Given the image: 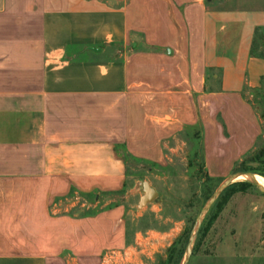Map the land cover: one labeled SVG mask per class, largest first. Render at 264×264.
<instances>
[{
	"label": "crops",
	"instance_id": "1",
	"mask_svg": "<svg viewBox=\"0 0 264 264\" xmlns=\"http://www.w3.org/2000/svg\"><path fill=\"white\" fill-rule=\"evenodd\" d=\"M261 50L264 0H0V264L115 251L122 204L58 202L121 191L127 156L162 161L184 128L201 131L208 167L238 153Z\"/></svg>",
	"mask_w": 264,
	"mask_h": 264
},
{
	"label": "rangeland",
	"instance_id": "2",
	"mask_svg": "<svg viewBox=\"0 0 264 264\" xmlns=\"http://www.w3.org/2000/svg\"><path fill=\"white\" fill-rule=\"evenodd\" d=\"M245 95L256 119L253 139L244 146L237 144L240 151L214 162V167L207 165L201 131L187 127L165 140L162 161L127 156L121 191L58 202L57 214H95L116 203L125 208L123 244L86 264H183L191 236L187 264H264V193L251 180L235 179L196 224L199 212L229 177L264 176V81ZM230 141L232 153L236 142ZM144 182L158 196L141 206ZM258 184L264 188L262 182Z\"/></svg>",
	"mask_w": 264,
	"mask_h": 264
},
{
	"label": "water",
	"instance_id": "3",
	"mask_svg": "<svg viewBox=\"0 0 264 264\" xmlns=\"http://www.w3.org/2000/svg\"><path fill=\"white\" fill-rule=\"evenodd\" d=\"M248 175H250L251 177L254 176V174H252V173H248ZM238 176L239 175H232L231 177H229L226 181H224L218 187V189L213 193V195L208 200L207 204L199 212L197 220H196V224L197 225L200 224L203 216L208 212V210L210 209L211 205L217 199V197L221 194V192L225 188H227L230 184H232L234 182V180ZM252 182L264 193V189L262 187H260L258 184H256V182H254V181H252ZM143 190H144V195L140 199V205L141 206H143V205H145V204H147L149 202H152L158 196V191H156L148 182H144L143 183ZM192 241H193V236H191V238H190L189 246H188V249H187V257H186L185 261L183 262V264H187L188 261H189L190 254H191Z\"/></svg>",
	"mask_w": 264,
	"mask_h": 264
},
{
	"label": "bare ground",
	"instance_id": "4",
	"mask_svg": "<svg viewBox=\"0 0 264 264\" xmlns=\"http://www.w3.org/2000/svg\"><path fill=\"white\" fill-rule=\"evenodd\" d=\"M238 179H245V180H251L256 182V184H258V182H262L264 184V176L260 175V174H254L253 177H251L248 174H241L239 175L237 178ZM259 185V184H258ZM260 186V185H259ZM261 187V186H260ZM264 189V188H263Z\"/></svg>",
	"mask_w": 264,
	"mask_h": 264
},
{
	"label": "trees",
	"instance_id": "5",
	"mask_svg": "<svg viewBox=\"0 0 264 264\" xmlns=\"http://www.w3.org/2000/svg\"><path fill=\"white\" fill-rule=\"evenodd\" d=\"M264 151V150H263ZM264 175V174H263ZM247 184V183H246ZM89 194H92V193H87V194H82L81 196H86V195H89ZM82 215H90V214H82Z\"/></svg>",
	"mask_w": 264,
	"mask_h": 264
}]
</instances>
